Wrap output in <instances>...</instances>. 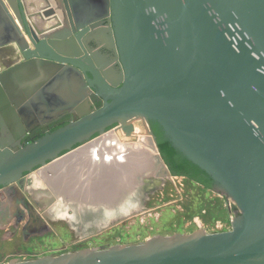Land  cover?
Returning <instances> with one entry per match:
<instances>
[{
	"label": "water",
	"instance_id": "95a60500",
	"mask_svg": "<svg viewBox=\"0 0 264 264\" xmlns=\"http://www.w3.org/2000/svg\"><path fill=\"white\" fill-rule=\"evenodd\" d=\"M34 2L45 6L30 14ZM5 46L22 59L0 71V186L112 125L129 136L149 120L237 213L225 231L0 264H264V0H0ZM61 114L72 120L28 139Z\"/></svg>",
	"mask_w": 264,
	"mask_h": 264
},
{
	"label": "flooded vegetation",
	"instance_id": "af4514ba",
	"mask_svg": "<svg viewBox=\"0 0 264 264\" xmlns=\"http://www.w3.org/2000/svg\"><path fill=\"white\" fill-rule=\"evenodd\" d=\"M56 5H58V2H56ZM84 35H86V33L81 36L83 37ZM88 46L94 50H100L105 53L107 58H105V60L103 59V62L114 67L116 71L119 70V65H116L115 57L107 46L97 45L96 43H89ZM7 47L8 46H5L0 49L4 50ZM80 48L83 55L87 53L86 46L83 45V47L81 46ZM15 49L11 46L7 48L5 52H8L10 56L13 54L15 55L17 51ZM18 55L19 59L17 60L19 62L22 57L21 54ZM13 64H15V62ZM94 65L98 74L104 77L101 70L97 68L96 64ZM10 66L5 67L3 70H6ZM86 77L94 79L89 73H86ZM99 105L100 104L96 102L92 107L96 108ZM70 120H72L71 115L61 114L50 122L34 124L30 128L28 139L31 141L36 137H40L43 133L53 131ZM143 123L146 125L144 127V129H146L145 133L150 132L153 134L151 124L156 122L149 120L132 121L133 130L129 136H126L117 124L112 125L105 130L103 136L96 134L91 137V140L99 137L101 140H105V143H102L103 145L101 144V146L97 148L98 151L96 150V153L91 152L90 149L91 147H97L95 143L76 145L70 151L61 153L59 157L52 162H47L45 166L35 168L32 172L25 173L23 175L25 178L23 185L8 184L0 186V218H3L5 221L16 222L25 219L23 229L28 230L29 233L41 230L47 233L51 232L47 236H56L60 244L65 248V251H60L57 254L84 249L90 243H96V241L98 242V244L94 245L96 248L100 246H110L107 242L108 239L102 241V239H98V236L113 227L122 225L124 221L128 220H124L127 216H131V214H133L132 217L136 216L141 209L144 210L149 205L153 208L152 201L154 198L152 195L154 190L160 186L159 181L155 183L154 176L146 175L145 172L141 176L138 173V166L136 163L131 158H127L131 156V151H135L140 158H147L149 160V154H147L146 150L144 149L143 152L142 150H136L139 146H135L138 141H140L142 146L145 145L148 147V145H146L148 144V139L142 137L145 133H142L141 129L139 130L137 127L138 125L143 127ZM153 136L156 140V136L154 134ZM108 140L110 144L106 143ZM104 145L110 147L104 149ZM105 151L110 154L104 155V153H106ZM149 152L151 154L150 150ZM109 155L112 161L116 160L115 163H105L109 160ZM119 157L127 159L117 160ZM84 159L86 160L87 166L81 165L85 161ZM102 159L105 164L100 163ZM62 164H65V166H62ZM115 170H121L123 174H118L117 177L114 178L115 181H119L116 182L119 190L114 188L113 184L108 181L109 177L113 176L112 172ZM89 171L91 176L87 177ZM123 176H126V179ZM127 178L131 180V186L128 187L126 192L128 194L126 197H123L126 193L121 191V197H116L120 189H122L121 186H125L124 180L128 181ZM35 180H37V183ZM87 183L90 184L87 185ZM104 188L109 194L115 192V196H113L108 203L110 205L109 213L107 211L105 212L101 206L96 207L92 199V194L96 196V193H99L96 196L98 200L97 203L104 204L105 200H107V197L101 194ZM52 209H58L57 212H60L61 215L57 214L56 217H51L52 212L50 211ZM77 209L83 210L86 214L93 213L94 218L98 219L91 229H84L79 218L75 221L72 220L71 217L74 216L73 214L76 213L77 215V213H79ZM149 210L150 207H148L145 212ZM126 214L129 215L124 216ZM93 216L90 220H92ZM58 228L61 229V234H57L56 230H58ZM71 236V239L68 241L65 240V237ZM55 253L56 252H50L47 255H56Z\"/></svg>",
	"mask_w": 264,
	"mask_h": 264
},
{
	"label": "rangeland",
	"instance_id": "374dc122",
	"mask_svg": "<svg viewBox=\"0 0 264 264\" xmlns=\"http://www.w3.org/2000/svg\"><path fill=\"white\" fill-rule=\"evenodd\" d=\"M9 47L11 46H8L7 48ZM6 49H0V52L5 51ZM145 126L146 125L144 123L143 127L140 125L137 127L139 130L141 129L142 133H145ZM101 143L105 142H98L97 145H95L97 147L90 148L91 152L96 153L98 151L97 148L101 146ZM106 143L108 144V141H106ZM135 146H139L142 152L145 149L147 154H149V160L147 158V160L140 158L136 152L131 153V156L127 158H131L136 163L138 166V173L141 176L145 172L146 175L155 177V183L159 181L160 186L154 190L152 195L154 198L152 201L153 208H151L152 206L149 205V211L145 212V210L148 208L147 207L144 210L141 209L136 216L132 217L133 214H131V216L128 217L129 219L124 221L122 225L113 227L112 229L107 230L105 233L99 235V240L102 239L103 241L104 239H108L107 242L109 245H127L144 242L145 240L154 236L189 234L198 230L210 233L213 231L220 232L230 229L231 216L227 208L225 197L214 191H202L201 187L186 181L184 177L169 178L166 176V172L163 169L164 167L159 164L156 158L155 160L153 159V155L150 154L147 146H142L140 141H138ZM104 147L109 148L110 146L107 147L104 145L103 148ZM108 153L109 152H106L104 155H108ZM127 158L119 157L117 160H125ZM115 161L116 160H113V162ZM110 162L112 161L109 159L105 163ZM100 163H104V160L102 159ZM81 165L87 166L86 160ZM62 166H65V164H62ZM112 173L113 176L109 177L108 181L109 183L113 184L114 188H117L116 182L119 181H115L114 178L117 177L118 174H123L121 170H115ZM88 176H91L90 171L87 173V177ZM123 177L126 179V176ZM35 182L37 183V180H35ZM124 182L125 186H121L122 189H120V192L116 197H121V191L126 193L128 187L131 186V180H124ZM88 184L90 183H87V185ZM105 188L104 191H101V194L107 197V200H105L104 204L97 203L98 200L96 196L99 193H96V196L92 194V199L94 200V202L93 200L92 202L96 204V207L101 206L105 212L107 211L109 213L110 205L108 203L113 198V196H115V192L109 194L106 192ZM127 194L128 193L124 194L123 197H126ZM81 209H77L79 213H77V215L76 213L73 214L74 216L71 218L73 221L79 218V220H81V224L84 226V229H91L98 219L94 218L93 213L86 214ZM57 210L52 209L50 211L52 212L51 217H56L57 214L61 215V213L57 212ZM198 211L200 213H197ZM127 215L129 214L124 216ZM92 216L93 218L90 220ZM226 219L229 220V223L226 222ZM24 222L25 219L21 220L20 222H16L5 221L3 218H0V263H6L11 259L23 260L36 258L45 256L50 252H56L55 254L57 255L58 252L65 251L64 246L60 244L59 239L56 236H47L51 232L47 233L41 230L38 232L29 233L28 230L23 229ZM216 225H219L218 229H215ZM56 232L57 234L62 233L60 228H58ZM71 238L72 236L65 237V240L68 241ZM95 244H98V242L96 241V243H90L88 246H86V248H96L94 247Z\"/></svg>",
	"mask_w": 264,
	"mask_h": 264
},
{
	"label": "trees",
	"instance_id": "16d2710c",
	"mask_svg": "<svg viewBox=\"0 0 264 264\" xmlns=\"http://www.w3.org/2000/svg\"><path fill=\"white\" fill-rule=\"evenodd\" d=\"M151 126L153 134L156 136V146L159 155L167 166L170 175L174 177H184L186 181L201 187L202 191H213L214 181L172 146V144L164 137L163 131L157 123H152ZM231 212L237 213V209L233 206ZM197 213L200 212L198 211ZM226 222L229 223V220L226 219Z\"/></svg>",
	"mask_w": 264,
	"mask_h": 264
},
{
	"label": "crops",
	"instance_id": "0c3cea01",
	"mask_svg": "<svg viewBox=\"0 0 264 264\" xmlns=\"http://www.w3.org/2000/svg\"><path fill=\"white\" fill-rule=\"evenodd\" d=\"M33 1L34 0H31V2H33ZM34 4L35 5L32 6V9H28V12L30 14L32 12H35L36 10H40L41 8H43V6H45L43 3H38L37 4V3L34 2ZM35 20H40V19L37 18ZM12 47L15 49L14 46H12ZM0 54H1V56H0V71H2L5 67L12 65L14 62L15 63L18 62L17 59H19V55H18L19 53L17 51L15 52V55L13 54L11 56H10V54L8 52L6 53L5 51L0 52ZM109 144H110V142H109Z\"/></svg>",
	"mask_w": 264,
	"mask_h": 264
},
{
	"label": "bare ground",
	"instance_id": "6f19581e",
	"mask_svg": "<svg viewBox=\"0 0 264 264\" xmlns=\"http://www.w3.org/2000/svg\"><path fill=\"white\" fill-rule=\"evenodd\" d=\"M35 5V4H34ZM38 17L36 16L35 17V19H37ZM54 20H52V22H53ZM38 20H35V22H34V24H35V26L36 27H38L39 25H38ZM46 26V25H45ZM144 124V123H143ZM144 139H148V144H146V145H148V149L151 151V154L154 156V160H155V158H156V160L159 162V159H158V156H157V154H156V151H155V148L152 146V143H151V140L149 139V138H151L150 136H149V133L147 132V133H145L144 134V136H142ZM98 142H105V140L103 141H101V140H96V141H94V143L97 145V143ZM102 144V143H101ZM108 144H109V140H108ZM103 145V144H102ZM137 147V146H136ZM104 149H105V147H104ZM136 150H140V148H136ZM135 152V151H134ZM131 153H133L132 151H131ZM137 153V152H136ZM110 154V153H109ZM110 156V155H109ZM109 159H110V161H112L111 160V156L109 157ZM113 162V161H112ZM115 163V162H114ZM111 164H113V163H111ZM159 164L161 165V163L159 162ZM162 166V165H161ZM163 167V166H162ZM164 169V168H163ZM166 176H167V174H166Z\"/></svg>",
	"mask_w": 264,
	"mask_h": 264
},
{
	"label": "built area",
	"instance_id": "2783aa9c",
	"mask_svg": "<svg viewBox=\"0 0 264 264\" xmlns=\"http://www.w3.org/2000/svg\"><path fill=\"white\" fill-rule=\"evenodd\" d=\"M218 227H219V225H216V226H215V229H218ZM213 232H214V231H213ZM210 233H212V232H210Z\"/></svg>",
	"mask_w": 264,
	"mask_h": 264
}]
</instances>
